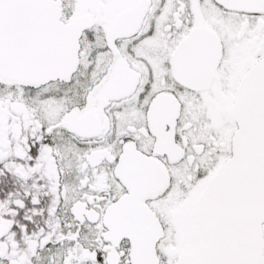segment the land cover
Returning a JSON list of instances; mask_svg holds the SVG:
<instances>
[{
	"label": "snow or ice",
	"instance_id": "snow-or-ice-1",
	"mask_svg": "<svg viewBox=\"0 0 264 264\" xmlns=\"http://www.w3.org/2000/svg\"><path fill=\"white\" fill-rule=\"evenodd\" d=\"M0 264H264V0H0Z\"/></svg>",
	"mask_w": 264,
	"mask_h": 264
}]
</instances>
